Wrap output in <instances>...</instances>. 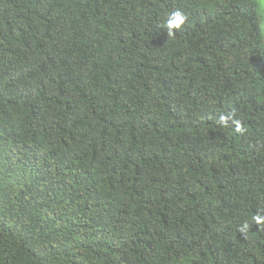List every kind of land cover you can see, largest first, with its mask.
Here are the masks:
<instances>
[{
  "label": "trees",
  "instance_id": "trees-1",
  "mask_svg": "<svg viewBox=\"0 0 264 264\" xmlns=\"http://www.w3.org/2000/svg\"><path fill=\"white\" fill-rule=\"evenodd\" d=\"M258 210L264 0H0V264H264Z\"/></svg>",
  "mask_w": 264,
  "mask_h": 264
},
{
  "label": "clouds",
  "instance_id": "clouds-1",
  "mask_svg": "<svg viewBox=\"0 0 264 264\" xmlns=\"http://www.w3.org/2000/svg\"><path fill=\"white\" fill-rule=\"evenodd\" d=\"M187 20L188 15L180 9H176L168 13L164 21V27L167 29V35L175 37V32L180 30L181 27L185 25ZM216 123L222 128L232 127L236 133H242L244 131L241 121L236 118L235 112L220 114ZM252 224L258 225L259 227L264 225V210H258L254 213L251 223L248 221L242 222L238 226L237 232L243 237L246 236L250 232V226Z\"/></svg>",
  "mask_w": 264,
  "mask_h": 264
}]
</instances>
